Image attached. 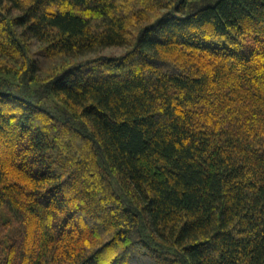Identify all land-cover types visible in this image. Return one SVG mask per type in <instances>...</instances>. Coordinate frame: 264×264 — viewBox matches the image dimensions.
Listing matches in <instances>:
<instances>
[{"label":"trees","instance_id":"1","mask_svg":"<svg viewBox=\"0 0 264 264\" xmlns=\"http://www.w3.org/2000/svg\"><path fill=\"white\" fill-rule=\"evenodd\" d=\"M0 264H264V0H0Z\"/></svg>","mask_w":264,"mask_h":264},{"label":"rangeland","instance_id":"2","mask_svg":"<svg viewBox=\"0 0 264 264\" xmlns=\"http://www.w3.org/2000/svg\"><path fill=\"white\" fill-rule=\"evenodd\" d=\"M32 50L34 51V53H38V45L37 44H34L32 46ZM125 51V48H107V49H104L102 51V55H112V54H120V53H123ZM38 60H39V65L41 67V69L43 70H47L48 68H51V67H54L55 65H58L60 61H58L57 59L56 60H53V61H50V60H47L45 59L41 54L40 55H36L35 56ZM85 66H83L82 70H84ZM64 70H58L56 71L58 74H61L63 73ZM50 103H52V101L50 100L49 101Z\"/></svg>","mask_w":264,"mask_h":264}]
</instances>
